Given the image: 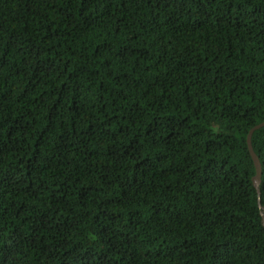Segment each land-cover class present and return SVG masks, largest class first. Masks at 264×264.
<instances>
[{
  "label": "trees",
  "instance_id": "1",
  "mask_svg": "<svg viewBox=\"0 0 264 264\" xmlns=\"http://www.w3.org/2000/svg\"><path fill=\"white\" fill-rule=\"evenodd\" d=\"M264 0H0V264H264Z\"/></svg>",
  "mask_w": 264,
  "mask_h": 264
},
{
  "label": "water",
  "instance_id": "2",
  "mask_svg": "<svg viewBox=\"0 0 264 264\" xmlns=\"http://www.w3.org/2000/svg\"><path fill=\"white\" fill-rule=\"evenodd\" d=\"M264 127V122L254 126L252 129L249 130L248 134H247V137H246V143H247V149H248V152H249V155L252 159V162H253V165H254V168H255V174L254 176L252 177V184L256 190V193H257V203H258V207L259 209H262L261 208V205H260V199H259V185H260V178H261V165H260V162L258 160V158L256 157V155L254 154L253 152V149H252V146H251V137H252V134L263 128ZM261 218H262V225L264 227V214L261 215Z\"/></svg>",
  "mask_w": 264,
  "mask_h": 264
}]
</instances>
